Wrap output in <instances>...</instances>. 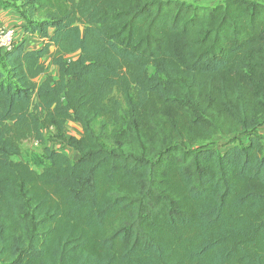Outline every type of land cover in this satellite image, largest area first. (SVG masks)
<instances>
[{
    "label": "trees",
    "instance_id": "obj_1",
    "mask_svg": "<svg viewBox=\"0 0 264 264\" xmlns=\"http://www.w3.org/2000/svg\"><path fill=\"white\" fill-rule=\"evenodd\" d=\"M15 1L42 44L0 52V264H264V0Z\"/></svg>",
    "mask_w": 264,
    "mask_h": 264
},
{
    "label": "crops",
    "instance_id": "obj_2",
    "mask_svg": "<svg viewBox=\"0 0 264 264\" xmlns=\"http://www.w3.org/2000/svg\"><path fill=\"white\" fill-rule=\"evenodd\" d=\"M18 7H19V2L15 0H0V25H7V26L15 27L16 32H17V39L18 40L24 39L26 48L40 47L42 44V39L39 38L37 34L26 32L22 28L23 24L25 23V19L21 16ZM60 53L61 52L57 47L52 46L50 48L49 53L42 59V62L45 65L46 73L54 77L57 74L56 66L53 64L50 66L54 73H51L50 71L48 72L47 66H48V62L51 63L52 58L59 55ZM1 55H3V53H1ZM41 79H43V76L39 78V80ZM77 124L78 123L76 122H68L66 124V129L67 127L77 129V127H79V125ZM258 132L261 135H264V124H262L258 128ZM61 152L65 153L66 155H68L69 157L73 159L77 157V153L69 147L62 148Z\"/></svg>",
    "mask_w": 264,
    "mask_h": 264
},
{
    "label": "rangeland",
    "instance_id": "obj_3",
    "mask_svg": "<svg viewBox=\"0 0 264 264\" xmlns=\"http://www.w3.org/2000/svg\"><path fill=\"white\" fill-rule=\"evenodd\" d=\"M221 1H223V0H204L201 3L202 4H207V5H214V4L219 3ZM76 56H77V53L68 55L66 58L67 59H71V58H75ZM51 65H52V62L51 63L48 62L47 71L48 72L50 71L51 73H54L52 68L50 67ZM0 67H4L1 61H0ZM66 132L69 135L78 136L79 133H80V126L77 127V129L67 127ZM45 135L47 137V144L51 148H53V149L54 148H58V149H62L63 148V146L59 145V143L56 140L51 139V137H53V135H54L53 130L45 129ZM225 142H226V138L221 136V135H218V136L213 137L211 140L202 141V142L197 143L195 145V148L204 147V146H212V147H215V148L219 149L220 151H223L225 149L224 148ZM39 153H40L39 149H37L34 145H31L27 141V142H24L23 145H22V152H21L20 157L14 156L13 158L14 159L22 158L24 160H27V161L31 162L32 158L35 155H39ZM31 165H32V167L34 169H36L38 171L40 170V167H41L40 164H34V163L31 162Z\"/></svg>",
    "mask_w": 264,
    "mask_h": 264
},
{
    "label": "built area",
    "instance_id": "obj_4",
    "mask_svg": "<svg viewBox=\"0 0 264 264\" xmlns=\"http://www.w3.org/2000/svg\"><path fill=\"white\" fill-rule=\"evenodd\" d=\"M17 40L16 28L13 26L0 25V52L9 51ZM32 145L37 146V142L33 141Z\"/></svg>",
    "mask_w": 264,
    "mask_h": 264
}]
</instances>
